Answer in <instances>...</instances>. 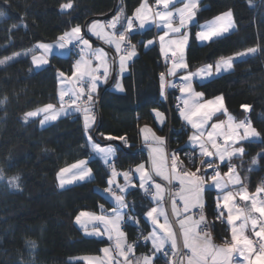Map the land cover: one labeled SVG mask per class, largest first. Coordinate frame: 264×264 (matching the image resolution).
Here are the masks:
<instances>
[{
    "label": "trees",
    "instance_id": "1",
    "mask_svg": "<svg viewBox=\"0 0 264 264\" xmlns=\"http://www.w3.org/2000/svg\"><path fill=\"white\" fill-rule=\"evenodd\" d=\"M120 1L126 20L141 4V0ZM66 2L0 0V12L6 16L0 21V58L30 49L35 43L54 42L71 28L82 26L91 17L107 15L114 8V0H74V7L64 13L60 5ZM229 9L233 11L236 30L199 44L195 37L199 24ZM191 34L186 55L191 72L214 64L220 57L258 46L255 54L235 58L230 73L197 86V90L205 99L223 96L228 112L238 118L246 112L242 105H251L252 125L264 138V0H203ZM143 35L146 42L154 39L152 30ZM138 38L139 34L132 36L133 41ZM144 43L137 46L138 57L129 65L124 78L125 91L116 93L111 88L101 100L97 137L104 141L109 135L127 137V144L122 142L123 149L116 147L113 168L118 171L146 161L144 152L133 153L143 145L141 129L145 126L158 129L153 111L165 110L160 101V52L157 45L146 49ZM73 59L55 55L40 71L33 69L29 59L0 68V169L5 177L0 180V264H83L72 259L98 254L106 244L104 240L84 237L74 225L80 212L98 211L100 205L107 203L99 190L108 187L111 177L110 170L92 157L81 116L69 115L47 127H41L39 119H23L26 112L58 102V71L72 74ZM102 90L103 87L96 106ZM173 114L177 129L174 133L178 136L173 144L179 147L186 143L187 137L178 131L180 123ZM96 128L97 125L92 133ZM241 146L245 151L234 158L236 170L244 185L256 191L264 178V157H258L256 165L251 161L264 152V139L246 141ZM183 151L180 149L178 153ZM87 159L94 179L59 191L56 178L60 169ZM12 176L20 177L19 188L8 184ZM216 193L213 189L206 190L205 208L213 221L215 241L223 243L229 240V231L227 224L217 219ZM128 198L134 200V210L148 231L143 215L152 207L150 200L138 189L130 191ZM126 230L130 240L133 239V228ZM31 242H35V248Z\"/></svg>",
    "mask_w": 264,
    "mask_h": 264
},
{
    "label": "snow or ice",
    "instance_id": "2",
    "mask_svg": "<svg viewBox=\"0 0 264 264\" xmlns=\"http://www.w3.org/2000/svg\"><path fill=\"white\" fill-rule=\"evenodd\" d=\"M7 2V0H5ZM251 2V0H250ZM155 3L157 6L162 5L163 10H157L154 13V16L158 18L162 23L163 27L168 29L171 33L179 34L180 39H174L170 40L171 45H175V49L172 51V56L168 57L167 53L165 52L164 42H165V36L169 35V32H164L163 35L159 37L160 44H161V51L165 53L166 60L172 59L173 57H177V53H179L178 59H172V66L167 70L166 73L162 72L160 73L159 79H160V90L161 95H164V90L166 87V77L167 76H175L177 75V69H184L187 70L188 65L185 62L184 57V48L188 41V35L186 32H183L182 29H184L189 21L193 19L195 16V9L198 7V0H155ZM180 3L182 4V7L175 8V4ZM170 6L174 10H169ZM74 7V0H67L66 3H62L60 5V8L62 11H66L69 9H72ZM123 10H121L122 12ZM151 9L147 4V0H141V4L139 7H137L132 17H128L126 20V26L121 25V31H119L118 36L116 34V27L117 24L120 23V14H118L116 17L113 18L112 21L108 22V27L113 29L114 31L111 34H103V26L99 24L98 21H94L91 25L87 26L88 31L91 32L93 35L97 36V38L104 40L106 44L109 46H115V51L117 54L121 53V45H130V48H125L126 55H120L119 60V66L120 71L123 72L125 70V61L130 60L133 56L136 55L135 51V45L130 44V35L134 28V22L135 20H139V27L144 28L145 24L149 22V16L148 12H150ZM4 13L0 12V17H2ZM233 13L231 10H228L227 12H224L217 17L214 18L213 21L209 22L207 25L202 26L204 30L197 32L196 36L199 40H212L214 37H219L223 35L224 33L229 32L231 28L234 27L233 24ZM178 18L179 24L178 26H173L174 22ZM159 26V25H158ZM13 27H17V25H13ZM100 28L98 31L97 29ZM73 41L81 42L85 47L90 48L89 40L84 39V37L81 35V27L79 25L71 28L70 31L64 32L60 36L57 37L55 45L48 44V43H39L36 45L37 48L43 50V55L41 56H32V63L36 66L48 64V55L52 52V49L54 47H59L60 49H65L68 44L72 43ZM153 43L152 40H149L147 42L148 45H151ZM147 46V45H146ZM31 51V50H29ZM83 51V50H82ZM258 51V46L251 47L246 50V52L236 53L234 56L229 57H220L215 64H209L206 65L200 69H197L195 72H188L187 75H184L181 77V80L183 81V84L180 86V91L186 92L188 91L191 95H194L195 97H202L203 93L199 92H193L191 88V82L196 77H211L213 75V72L220 73L221 71H228L233 67V62L236 57H242L247 54H255ZM26 54V53H25ZM21 55V53H13L12 56L4 57L3 59H0V65L6 64L7 61L13 60L15 57ZM90 55L96 56V58L100 61V65L96 68L90 67V61H85L83 57H81L80 60H77L74 68L75 70L72 73V77L65 78V74L63 72L58 71V78L60 79L61 83L64 82V79L72 80L75 78V83H83V86L80 87L78 90L75 87L62 89L60 91V103H61V109L59 112H56L54 109V105L47 104L43 108H38L34 111L26 112L23 116V119L27 121L30 117H35L39 115L41 112L46 113L44 118L40 121L41 125L43 126L47 121L50 120H56L58 115L61 113L63 114H71V111L75 112H81L84 113V131L87 135L89 129L92 127V124L95 121L94 115H92V105L94 103L93 101V94L96 92L98 82L100 81L101 77H103L105 80L109 76V69L105 62V58L107 57V53L102 49H97L95 52L90 53ZM100 66H103V72L100 73ZM99 73V74H98ZM172 87H176L175 84L170 85ZM117 88H120L123 90L119 83L116 84ZM190 95V98H191ZM65 96H68L70 105H75L74 108H72L70 111H65L63 105H64V98ZM81 98H84L86 107L81 108L77 101ZM185 107H188V100L184 101ZM218 103L217 111L223 109V98L222 97H216L215 100H209L206 103H196L193 107L195 108V111L191 112V115H187L185 113L184 109H181L179 105L177 106L178 111L180 112V115L187 120L189 124H191L192 128L197 130V134L191 136L189 139L193 142V144H196L199 141V137L204 135V124L207 120H210L212 117L211 111H203L208 109L209 106ZM245 111H248L251 109V105H242ZM51 110V111H50ZM157 119H160L163 117V113H160L157 110H154ZM226 112V110H225ZM200 115L202 118L200 120V123H197L192 119V116ZM232 117L229 116V128L232 129L231 132L227 133L225 135V144L228 143V141H232L233 144L238 143L239 140H254V139H264L261 138V134L252 126L251 121H239L234 126L231 124ZM163 122L162 120L160 121ZM224 124L223 121H220L219 123H213L211 124V128L213 130L221 128V126ZM243 129V134L239 135L237 139V130ZM142 132L148 131L150 132L151 129L147 128L145 126L144 129H141ZM103 136L104 134L101 133ZM208 142H211V145L213 148L217 149L215 153L210 152L204 143H200V154L204 157H212V156H218L219 160L223 162L225 158L227 157L229 160L233 156L240 155L242 156L244 154V148L243 147H236L229 151V148H231V145H228V147H225L221 149L217 143L216 140L213 137V132H208ZM156 140L162 141L163 138L160 137H154ZM105 139L111 141V140H117L119 139L124 144H127V137L126 136H105ZM88 143L90 144L93 153L99 155L105 164H108L110 161V158L114 156L115 154V148H113L111 145L102 147L100 144L94 142L92 140V137L88 136ZM153 152L158 151L157 149H152ZM258 157H264V152L258 153L257 157H253L251 163L253 165H256L258 163ZM153 164L155 165V160H153ZM202 165H207V168L212 169L214 172V175L210 177L213 184L217 188L221 189H227L228 185L227 183L221 182L219 179L220 172L217 169L213 168V162L211 160L205 159L201 161ZM87 162L84 160L77 161L76 163H73L67 167L61 168L58 172L57 176L60 181L59 186L64 187L66 183H71L73 180H84L85 178L91 177V169L87 168ZM177 168V160L175 154H173L172 159V170L175 172ZM76 170L74 173H72V179L67 180L65 179L64 174L72 172V170ZM228 173H225V175L229 176V179L232 180V177L235 175V166L229 164L228 165ZM137 172L141 173V181H140V187L145 188L146 181L152 180V176L144 171V165H138L136 168ZM200 172V168L196 169V172H183V175L178 177L180 184L182 186V194L180 196V199L184 202V209L185 211H188L189 208H200V218L199 220H192V218L189 216L187 217V220L190 222L191 226L184 231V247L189 249L191 252V255L188 257V264H208V258L211 257L213 264H231V259L234 252H239L241 255H245V253H253L255 254V260H252L249 257H245L248 259V264H264V220H260L257 217H254L252 215L253 212L259 213L260 217H264V199H261L257 201V196L264 192V186H258L256 188V193L253 195H249L247 193L246 188L241 187V189L238 192L233 191H225L223 195V207L221 208V204L219 201L217 202V209L219 210L217 219H220L221 222H223V217L225 215V211L227 210V217L226 222L228 225L231 226V241L226 242L224 247L217 248L211 243V237L208 233H204L203 236H201L197 232V225H199L202 221H205V216L203 214V204L200 203V193L202 191V185L204 183L205 176H197V173ZM112 175L116 176L117 173L115 169L112 170ZM125 178L129 176L128 172L123 173ZM156 175L161 176L163 179H169V177L164 176L163 172L157 168ZM4 174L3 170L0 169V180H3ZM19 176H12L8 178V184L12 186L13 188H19ZM234 183H240L239 179L237 178ZM109 187L104 189L105 192H111L113 180H108ZM154 187L158 190L161 189V185L159 183L154 184ZM121 193L125 191L124 188L119 189ZM147 192V189H145ZM239 196L241 200H251V208L249 209L248 214L243 215V221L237 227L235 224V221L241 220L242 218V210L237 207L235 204L232 203L234 201L236 196ZM112 196L114 197L117 205L120 209L127 207V205L124 202V198L122 195H116L115 192H112ZM159 196V192L156 195H153V200H156ZM175 205L176 201H173V210L175 211ZM236 213L235 215L233 213ZM154 213H157V215H164L163 210H160L158 212L156 207L151 208L149 211H147L146 216L151 219L153 225H158V227L164 231L167 232V238L171 239L172 244L171 247L173 249L177 248V240L175 234L171 231V228L168 226V219L165 216V221L163 224H160L157 216H154ZM113 214L115 216V221L122 220L123 215H121V212L118 209H113ZM87 216L91 220H98L103 221L105 225L112 222L115 223V221L106 219L104 216H95L91 213H85L81 212L79 215L76 216L75 220L76 223L82 224V226H85L82 221L81 217ZM251 221V227L252 231L254 233L255 237H258L261 241L259 245V249L254 248V242L253 239L249 238L248 235L244 234L245 228L248 224V221ZM185 221H181V227H184ZM259 223V230L257 231V225ZM203 231V229H201ZM118 235L123 236V233L119 232L117 229ZM103 233L100 232L99 228H96V235H102ZM109 239H111V236H109ZM145 239H152L153 240V246L159 250L160 247L163 246V243L165 242L164 238L158 237L155 233V230L153 233H150L148 237H145ZM157 240H159V243H157ZM122 241L117 242L116 249L119 250V254L121 256H125L127 259V253L132 252V246H127L126 249L121 248ZM31 246L35 248V242H31ZM103 252L107 254L109 252V249L105 248L103 249ZM89 259V258H85ZM89 264H91V260L89 259ZM136 264H151V257L149 256H143L139 260L136 261Z\"/></svg>",
    "mask_w": 264,
    "mask_h": 264
},
{
    "label": "crops",
    "instance_id": "3",
    "mask_svg": "<svg viewBox=\"0 0 264 264\" xmlns=\"http://www.w3.org/2000/svg\"><path fill=\"white\" fill-rule=\"evenodd\" d=\"M152 2H155V0H152ZM201 2H202V0H198L197 9L199 8ZM147 3H148V6L150 7V9H152V5H151L152 3H150V0H147ZM179 4L180 3H176L175 5H179ZM180 6H182V5H180ZM197 9H195V14H196ZM147 14L149 16V22L145 24L144 28H140L139 27V23H140L139 20H135L134 26L136 24L137 27L133 28L132 33L129 34L130 35V42H133L132 36L134 34H144L145 32H147L149 30H153V28L155 27V23H153L151 21L152 11L148 12ZM157 20H158L157 22H158V25H159V34H158L157 38H154L152 40L153 43L151 45H148L147 44L148 41H147L146 43H144V47L147 49V48H149V47H151L153 45H157V47L159 49V52H160V55L162 56V58H165V53L161 51V44H160L159 37L161 36L160 35L161 32L166 30V31L169 32V35L165 36V42H164L165 52L167 53V56H170V55L172 56V51L175 49V45H171L169 42H170V40L179 39V38H176V36H178L179 34L171 33L168 29L163 27V23L158 18H157ZM98 22H99L100 25L105 27L111 33L114 31L113 29H110L108 27V22H103V21H98ZM195 22H196V15L193 17V19L191 21H189L187 23L186 27L184 29H182V31L186 32L189 29V27L191 28V26ZM174 24L175 25H173V26H176V24H179V23H174ZM121 25L126 26V19H121L120 23L117 24V27H116V30H115L117 36H118L119 31L122 30L121 29ZM205 25L206 24L201 25L200 29L197 32H200V31L204 30L202 28V26H205ZM97 30L99 31L100 28H98ZM81 34H82V27H81ZM225 34H227V33H224L223 35H225ZM102 35H103V33H102ZM223 35H221V36H223ZM90 36L92 38L102 42L106 46L112 48V50L114 51V53H115V55L117 57L118 73H120L121 72L120 71V66H119L120 56L116 53L115 46L114 45L113 46H109L108 44H106L104 42V40L97 38V36L93 35L91 32H90ZM221 36H219V37H221ZM216 38H218V37H214L213 39H216ZM189 40L190 39H188L187 42H189ZM197 40H198L199 44H201V45L206 44L207 42L211 41V40H199V39H197ZM89 43H90V48L89 47H84L85 48V52H84L83 56H81V57H83V59L85 61H90L91 62L90 63V67L91 68H96L97 66L100 65V61L96 58V56L90 55V53L95 52L97 49H100V47H98L96 44H93L92 42H89ZM121 49H122L121 51L124 53L123 44L121 45ZM135 51H138L137 50V46L135 47ZM81 57H79L77 60H80ZM137 57H138V54L133 56L131 58L132 61L134 59H136ZM178 57H179V53H177V57H174V58L178 59ZM77 60H75V63H76ZM130 60H126L125 61V70L123 72H121V74L123 76L128 74V72H129V65L132 62V61L130 62ZM105 62H106L107 66H108V69H109V76L107 77L106 80L103 77H101L100 81L98 82L96 92L93 94L94 103L92 105V110L95 109L97 96L99 95L101 88L102 87L104 88V86L107 84V82L109 80V77H110V74H111V71H112V63L110 61V55L109 54L105 58ZM75 63H74V65H75ZM161 64H162V61H161ZM171 66H172V62L169 63L167 69H169ZM232 69H233V67L231 69H229L228 71H221L220 73H215V71H214L213 75L211 77H207V76L196 77L192 81L199 82V83L200 82L204 83V82H206V81H208V80H210L212 78H215L217 76H220V75H223V74H227V73L231 72ZM74 70H75V68L73 66V71ZM180 70H182V69H180ZM102 72H103V66H100V73H102ZM180 73L181 72L177 69V75H175V77L180 76ZM68 77H72V74L68 75ZM170 77L172 78V76H170ZM65 78H67V77H65ZM170 83H172V82H170ZM82 86H83L82 82L81 83H75V78H73L72 80L64 79L63 83H61V81H59V94H60V91L62 89L75 87L78 90ZM120 86H121V88L123 90H121L120 88H117L115 90L116 93H123L125 91V89L123 88L124 86H122V84H120ZM187 92L188 91H186L184 93L187 94ZM163 96H162V98H163ZM82 99L83 98H81L80 100H82ZM80 100H78L77 103ZM58 102H59V104L56 107H54L56 112H59L60 109H61L60 95L58 97ZM86 106L87 105L85 104L84 107H86ZM74 107L75 106L68 107V108L64 107V109L67 112V111H70ZM225 110H226V112H225ZM157 111H159V110H157ZM159 112L163 113V117L162 118L157 119L155 112H154V115H155L158 127L162 128V127H164L167 118H166V115H165L164 112H162V111H159ZM212 113L213 114H212L211 119L209 120L208 125L206 127L204 126V129H203L204 135L199 137V141L196 144L192 145V146L189 145V141H190L189 138L191 137V134H190V136L188 138V141L186 142V146L190 147V148H193V149H196L200 156H201V154H200L201 150H200V147H199L200 143H204L205 146H206V144H209V146L212 148V150H210L209 148H207V149L210 152L215 153L217 151V149L212 147L211 142H208L207 133L208 132H212V130H213L211 128V124L219 123L220 121H223L224 124L221 126V128L215 129V133H213V137L216 140L217 145L221 149H223L225 147H228V145H231V148H229V151H231L232 149H234L236 147H242L241 144L243 142L259 140V139L239 140L238 143H235V144H233L232 141L230 140V141H228L227 144L220 145L218 143L219 138H221V139H223L225 141V135L232 131V129L229 128V123H230L229 116L233 118L232 121H231V124L233 126L236 123H238L239 121H242V120H238L234 115L229 114V112L227 110V107H226V104H225V107H223V109H221L219 111H217L216 109H213ZM45 115H46V113L41 112L39 115H37L35 117H31V118L32 119H37L38 118L41 121L44 118ZM69 115H79V116H81L82 121H83V125H84V113H83V111H81V112L71 111V114H63V113H61L60 115H58L56 120L61 119V118L66 117V116H69ZM179 117H180V119L183 122H187V120H185L180 114H179ZM56 120H54V121L52 120V122H55ZM161 120L163 121L162 123L160 122ZM96 125H97V121L95 120L94 123L92 124V127L89 129L88 132H92V130L96 127ZM217 130H218V133L216 132ZM193 132H195L197 134V130L194 129V128H192V133ZM242 134H243V129H238L237 130V139H238L239 135H242ZM86 136L88 137V133H87ZM216 136H218V138ZM154 137H160V138H163V139H162V141H160V140H156ZM142 141H143V145L142 146L151 155V163H148V161H144V162H142V163H140L138 165H141V164L144 165V171L148 172L152 176V180L146 181L145 188H141L140 187L141 173L136 171V168L138 166V165H136V166H134V168H132V174L130 176H128L127 179L125 180L126 182H124L125 187H123V188L125 189V191L123 193H121L120 190H119V193H116V195H122L123 198H124V202L126 204V200L128 198V194H129L130 191L138 189L140 192L144 193L147 186H151L153 188L152 196L149 198V200H150V202L152 204L151 208L156 207L158 212H160V210H163V213H164V215H157V213H154V216H157V219H158L160 224H163L164 221H165V216L167 217L168 226L171 228V231L176 236L177 248L173 249L171 247L172 241H171V239L167 238V232L162 230V229H160L158 227V225H153L151 219L146 216L147 212L143 215V219H144L145 224L147 225L149 234L153 233V231L155 230V233H156V235L158 237L164 238L165 242L163 243V246L160 247L159 250H162V249H165V248L169 249L171 251V253H172L169 262H170V264H175V260L178 257L179 252H187L188 253V257L191 255L190 250L184 247V236H183V234H184L185 229H187V228H189L191 226L190 222L187 220V217L190 216L192 218V220H199V218H197V217H195L193 215L194 210L196 208H198V207L189 208L188 211H185V209H184V202H183V200L180 199V196L182 194V186H181L180 181L178 179V177L183 175V173H181V172H174L173 175L171 176V179L173 180L175 185L178 186V190L173 191L171 193V196H170L169 200H167V187H166V184H168L170 178L169 179H163L161 176H157L156 175V170L158 168V169H160L163 172L164 176L169 177L168 174H167V167H166V162H165L166 161V157L164 159V149H165L164 137L161 134L157 133L155 130H153V132L146 131V136L144 134H142ZM90 148H91V146H90ZM152 149H157L158 151L153 152ZM91 151H92V148H91ZM116 153L117 152L115 151V155H116ZM92 154H93L92 155L93 158L99 160V162L102 165L106 166L104 161H102L100 159L99 155L93 153V151H92ZM239 156L240 155L233 156L231 158V160H229L226 157L223 162H221L219 160L218 156H212V157L201 156V157H202L203 160L208 159V160H211V161H215L216 164H218V165H226L228 162L232 161L234 158L239 157ZM115 157L116 156L111 157L110 160H112V159L114 160ZM153 160H155V165L153 164ZM84 161L87 162V165H86L87 168L91 169V167L89 165V161L90 160L87 159V160H84ZM109 163H110V161H109ZM200 170H202V171L197 173V176H201V175L205 176L204 183L202 185V191L200 193V203H202L203 206L205 205V202H206L205 201V192L208 189H213V190H215L217 192L216 193V206H217V202L219 201V203L221 204V208L223 207V195H224L225 191L230 190V191H233V192H238L241 189V187H244V188H246L247 193L249 195H253V194L256 193V191H251L246 185H244L243 178L240 175V173L236 170V168H235V175L232 177V180L229 179L228 175H225V173H228L229 169L225 170L223 174H220L219 179L221 180L222 184L223 183H227V185H228L227 189L217 188L213 184L212 180L210 179V177L212 175H214L213 173H210L208 170L203 169V168L200 169ZM75 171L76 170L73 169L72 172L64 174L65 179L71 180L72 179V173H74ZM124 177L125 176L121 177L120 179L123 180ZM237 178L240 181V183H238V184L233 182ZM93 179H94V173H93V171L91 169V177L90 178H85L84 180H73L71 183H66L64 185V187H61V189L65 190V189H67L69 187H72L74 185L81 184V183L88 182V181H92ZM58 182L60 184L59 179H58ZM156 183H159L161 185V189L160 190H158V189H156L154 187V184H156ZM113 186H117V185H112V187ZM108 187H109V185H108ZM118 188L120 189V187H118ZM99 192H101L104 195L107 203L100 205L98 211H83V212L91 213V214H93L95 216H104L106 219H109V220H112V221H115V216L113 214V209H118L121 212V215H123V211L126 209V207L120 209L119 206L117 205L114 197L112 196L111 192H105L104 189L99 190ZM158 192H159V196L157 197L156 200H153V195H156ZM263 194H264V192L260 193L257 196V201L263 199ZM238 199L241 200L240 197L237 195L235 197L234 201H232L233 204H235L237 207H239L242 210V218H241V220L235 221V224L237 225V227H239V225L242 223L243 215L248 214L249 209L251 208V200H247V201L241 200V203L238 204V202H237ZM173 201H176L175 211L173 210ZM224 211H225V215H224V217L222 219L227 224V222H226L227 210H224ZM233 214L235 215L236 213L234 212ZM252 215L254 217H257V215H260V214L253 212ZM123 218H124V215H123ZM182 220L185 221L183 228L181 227V221ZM81 221H82V223L84 225H86V227L82 226V224H78V223H77V225L83 230V236L84 237L91 238V239H97V240H104L106 242V244L101 248V250H100V252L98 254L78 256V257L73 258L72 261H74V262L80 261L83 264H89V259H90L91 260V264H136L137 260H139L143 256L147 255L146 253H144L142 251L128 252L127 253V259H126L125 256H121L119 254V250L116 249V244H117L118 240L122 241L121 248H123V249H125V247L128 245V243L130 241V236H129L127 230L123 229L121 227L123 219L115 221V223L110 222L107 225H105V223L103 221L91 220L87 216L81 217ZM227 227H228V231H229V240L227 242H230L231 241V226L227 224ZM96 228H99L100 232L103 233V234L102 235H96ZM117 229L119 230V232L123 233L122 237L118 235ZM199 229H200V224L197 225V232L201 236H203L204 234H202ZM256 230L257 231L259 230V226L258 225H257ZM244 234L248 235L249 238H251V239L253 238L256 241H259L261 243L260 239L258 237L254 236L250 220L248 221V224H247V226L245 228ZM109 236H111V239H109ZM149 243H150V246L155 251H159L153 246V240L152 239H149ZM157 243H159V240H157ZM211 243L214 246H216L217 248H220V247H224L226 242L217 243L215 240H213L211 238ZM105 248L109 249V252L107 254H105L103 252V249H105ZM147 256H149V255H147ZM246 256L251 258L252 260H255V254H253V253H245V255H241L239 252H234L233 256H232V259H231V264H248V259L245 258ZM85 258H89V259H85ZM151 264H152V259H151ZM178 264H188V258H187V260L179 261ZM208 264H213V261H212L211 257L208 258Z\"/></svg>",
    "mask_w": 264,
    "mask_h": 264
},
{
    "label": "rangeland",
    "instance_id": "4",
    "mask_svg": "<svg viewBox=\"0 0 264 264\" xmlns=\"http://www.w3.org/2000/svg\"><path fill=\"white\" fill-rule=\"evenodd\" d=\"M203 1V0H202ZM148 4V3H147ZM150 5V4H149ZM180 5H182V4H179V5H175V8H178ZM172 6H170V9L169 10H174L173 8H171ZM180 7H182V6H180ZM67 11V10H66ZM196 15V14H195ZM215 18V17H214ZM214 18H212L211 20H208V21H205V22H202V23H200L199 24V27H198V30L200 29V27H201V25H204V24H208V22H211L212 20H214ZM233 18V17H232ZM2 19H4L3 18V16L2 17H0V21L2 20ZM113 20V18H111L110 19V21H112ZM233 20V19H232ZM151 21L154 23V16H153V13H152V17H151ZM103 22H105V21H103ZM233 24H235L234 22H233ZM175 25V24H174ZM178 24H176V26H177ZM232 29H235V25H234V27L233 28H231V30H229V32H227V33H230V32H232L233 30ZM197 30V31H198ZM70 31V30H69ZM164 32H166V30H164L163 32H161V34L160 35H163L164 34ZM102 33L103 34H111V32L110 31H108L105 27H103V31H102ZM186 33H187V35H188V39H190V37H191V28L189 27V29L186 31ZM224 36V35H223ZM195 37H196V35H195ZM176 38H179L180 39V36L178 35V36H176ZM218 38H220V37H218ZM196 39H197V37H196ZM217 39V38H216ZM214 40V39H213ZM198 41V40H197ZM212 41V40H211ZM143 42V41H142ZM189 42H190V40H189ZM189 42H187L188 44H189ZM41 43H47V42H41ZM55 43H56V41H54V42H49L48 44H53V45H55ZM199 43V42H198ZM207 43H209V42H207ZM206 43V44H207ZM39 44V43H38ZM188 44H186L185 45V48H184V57H185V62L187 63V57H186V55H187V47H188ZM204 45V44H203ZM35 48H36V51H21V52H19V53H21V55H19V56H17V57H15L13 60H10V61H7L6 62V64H4V65H0V67H2V66H5V65H7V64H9V63H11V62H13V61H15V60H17L18 58H21L22 56H24L25 55V53H31V58H32V56L33 55H36V56H41V55H43V50L42 49H39V48H37L36 47V45H35ZM159 50V49H158ZM68 47H66L65 49H60L59 47H54L53 49H52V52L48 55V64H44V65H40V66H36V65H34V67H35V69L36 70H39V69H42V68H44V67H46V66H48L49 64H50V60H51V58L54 56V55H58V56H61V57H63V56H65V54H68ZM115 54V53H114ZM138 54V51H136V55ZM119 56L120 55H126V53H123L122 51H121V53L120 54H118ZM168 57H171V55L170 56H168ZM172 59H175L174 57L172 58ZM172 59H168V60H166V57L163 59V61L165 62V63H163V61H162V70L161 71H163L164 72V70H165V73L167 72V68L165 67V65H167V64H169V63H171L172 62ZM132 61V59L130 60V62ZM215 64V63H214ZM207 65H209V64H207ZM204 66H206V65H204ZM204 66H202V67H204ZM202 67H200V68H202ZM171 68V67H170ZM200 68H198V69H200ZM181 73H180V76H178V77H175V76H172V78L170 77V76H168L167 77V80H166V85L167 84H169L170 82H172L171 83V85L172 84H175L176 85V87H170V92H164V96H163V98H162V95H160V101H161V103H162V105L164 106V108H165V110H163V109H155V110H159V111H162V112H164L165 113V115H166V123H165V125H164V127H162V128H160V127H158V125H157V122H156V118H155V115H154V112L155 111H153V116H154V120H155V122H156V126L158 127V129H154L153 127H149V126H147V128H149V129H151V131L150 132H153V130H155L157 133H159V134H161L163 137H164V143H165V149H164V159H165V157H166V167H167V174H168V176H169V178H170V180H169V182H168V184H166V187H167V200H169V198H170V196H171V193L173 192V191H176V190H178V186L177 185H175V183L173 182V180L171 179V176L173 175V173H174V171L172 170V168H170V161L173 159V157H172V159H171V156H169V154L168 153H174L175 154V156H176V160H177V162L179 163V164H181V167H177L176 168V171L175 172H181V173H183V172H196V169L197 168H200V169H208L207 168V165H202L201 164V161L203 160L202 159V157L201 156H199V154L197 153V150L196 149H193V148H190V147H187L186 146V143L184 144V145H181V146H176V145H174L173 143L175 142V138H177L178 136H176L175 135V131L177 130L175 127L174 128H171V126L168 124L169 122H168V119L169 118H171L174 114L173 113H175L176 115H177V118H179V123H180V127H179V130L178 131H180V133H182V134H184V135H186V137H187V141H188V138H189V136H190V134H191V136H193V135H195L196 133L195 132H193L192 133V127H191V125L190 124H188L187 122H183L181 119H180V117H179V112H178V110H176L175 108H174V106H172V103H175L176 102V100H179V99H181L182 101H185V100H188V107H183L184 108V110H185V113L187 114V115H191V112L192 111H195V108L193 107L197 102L198 103H201V104H203V103H206L207 101H209V100H215V98H211V99H205V97H204V94H203V96L202 97H195L194 95H191L189 92H187V94L186 93H182L181 91H180V86L183 84V81L181 80V77L182 76H184V75H187V73L188 72H191V71H188V68H187V70H185L184 71V69H182V70H180V69H178ZM196 71V70H195ZM195 71H192V72H195ZM64 73V72H63ZM230 73V72H229ZM224 75V74H223ZM221 76V75H220ZM65 77H68V75L66 76L65 75ZM217 77H219V76H217ZM216 78V77H215ZM212 79H214V78H212ZM212 79H210V80H212ZM210 80H208V81H210ZM208 81H206V82H208ZM206 82H204V83H206ZM117 83H119V84H122V86H124V83H123V75L121 74V72L118 74V77H117V79H116V81H115V83H114V85L112 86V90L113 91H115L116 89H117V87H116V84ZM204 83H199V82H195V81H192L191 82V88H192V90H193V92H199V93H202L201 91H198L197 90V86H199V85H201V84H204ZM124 89H125V87H123ZM116 92V91H115ZM190 95H191V98H190ZM217 97H222L223 98V107H225V101H224V97L223 96H217ZM67 99H68V96H66L65 98H64V107H72V106H75V105H70V102H66L67 101ZM170 99V100H169ZM97 100V99H96ZM98 103H99V101H98ZM81 108H84V105L86 104L85 103V100H84V98L82 99V100H80L78 103H77ZM217 107H218V103H216V104H213V105H211V106H209V108L208 109H205V110H201V112H203V111H213V109H217ZM41 108H43V107H41ZM174 108V109H173ZM182 108V109H183ZM95 110H97L98 111V106H96L95 107V109L94 110H92V115H93V112L95 111ZM172 111H174V112H172ZM229 114H231V113H229ZM235 116V115H234ZM236 117V116H235ZM201 116L200 115H197V116H192V119L194 120V121H196L197 123H200V120H201ZM238 120H243V121H251V119H250V115H249V110L248 111H246L244 114H243V116L241 117V118H238V117H236ZM38 119V118H37ZM33 120H35V119H33ZM95 120L97 121V127H98V119H96L95 118ZM51 123H53L52 122V120H50V121H47L42 127H47L48 125H50ZM208 123H209V120H207L206 122H205V124H204V126L206 127L207 125H208ZM251 124H252V122H251ZM253 126V125H252ZM254 127V126H253ZM145 128V127H144ZM143 128V129H144ZM97 129V128H96ZM153 129V130H152ZM164 129V132L162 133L161 131ZM96 131V130H95ZM212 132L213 133H215V130H212ZM217 133H218V130L216 131ZM95 134V132L94 133H92V132H88V136L90 135L91 137H92V140L94 141V142H96V143H98V142H102V144H100L102 147H104V146H108L106 143H108V142H110L109 140H107V141H104V140H101V139H99L98 137H97V135H96V139H97V141H96V139L93 137V136H95L94 135ZM142 134H144L145 136H146V131L145 132H142L141 131V135ZM218 135V134H217ZM203 136V135H202ZM217 138H218V136H216ZM118 140V139H117ZM173 140H174V142H173ZM111 141H113V140H111ZM118 141H120V140H118ZM186 141V142H187ZM121 142V141H120ZM218 143L220 144V145H224L225 144V141L223 140V139H221V138H219V140H218ZM99 144V143H98ZM121 144L123 145V143L121 142ZM189 145H194L193 144V142L192 141H189ZM118 147L117 145H113L112 147L113 148H115V147ZM206 148H209L210 150H212V148L209 146V144H206ZM180 149H182V150H184L182 153H178V151H180ZM127 150V149H126ZM187 150H189V151H191L192 153H193V151L195 152L196 151V153H197V156H198V162H197V164L195 165V163L192 161V160H188V159H186L187 157L186 156H184V153L187 151ZM137 151H140V152H144L146 155H147V159H146V161H148V163H151V155L148 153V151L142 146L140 149H138V150H136V151H133V153H137ZM114 156H116L115 154H114ZM114 156H112V157H114ZM173 156V155H172ZM178 158V159H177ZM100 159L103 161V159L100 157ZM113 161V159L112 160H110V162H112ZM184 163V165L186 164V167L184 168V166H183V164L182 163ZM213 162V167H218V164H216V162L215 161H212ZM172 163V162H171ZM229 164H231V165H233V166H235V163H234V159L232 160V161H230V163L228 162V164L227 165H221V169L219 170V172H220V174H223L224 173V171L225 170H228V165ZM132 168H134V167H132ZM132 168H128L127 170H125V171H118L116 168H114L115 169V171H116V173H117V175L116 176H113L112 175V170H113V168H111V170H110V173H111V177H110V179H112L113 180V185H117V186H113L112 187V190H111V193L112 192H115V193H119V188L118 187H120V188H123V187H125V184H124V182H126L125 180H126V178L124 177L123 178V180L122 179H120L121 177H123L124 175H123V173H125V172H128L129 173V176H130V174L132 173ZM235 168H236V166H235ZM202 170H200V172H201ZM214 174V173H213ZM262 186H264V179H263V181H262ZM146 189H147V192L145 191L144 193H142V192H140L141 193V195L144 197V198H146V199H149L151 196H152V193H153V188L151 187V186H147L146 187ZM148 193H149V195H148ZM241 200H237V202L239 203ZM133 202H134V200H131V198H127V200H126V204H127V207H126V209L123 211V215H125V212H126V210L127 209H129L131 212H133L136 216H137V218H138V220H139V224L141 225V226H143V228H145L146 229V227L144 226V224L142 223V221H141V217L136 213V211L134 210V207H133ZM240 204V203H239ZM199 208V207H198ZM198 208H196V209H198ZM205 208V205L203 206V209ZM196 209L194 210V212H193V215L195 216V217H197V218H200V214H196L195 213V211H196ZM217 209L215 208V211H216ZM205 214V213H204ZM205 216H206V214H205ZM123 222H124V219H123V221H122V224H123ZM122 224H121V227H122ZM259 226V225H258ZM127 227H131V228H133V230H135V228L133 227V225L131 224V226L129 225V226H127ZM126 227V228H127ZM123 228V227H122ZM126 228H123V229H126ZM145 231H147V229L145 230ZM146 234H147V237L149 236L148 234V231L146 232ZM130 242V241H129ZM253 242L255 243V242H259V241H256L255 239H253ZM260 243V242H259ZM128 245H129V243H128ZM127 245V246H128ZM126 246V247H127ZM126 247H125V249H126ZM152 248V247H151ZM140 249H144V253H146L147 255H148V252H149V250H148V248H142V247H140L139 248V250ZM153 249V248H152ZM162 250H168L169 251V249H167V248H165V249H162ZM161 250H159V251H157V252H160ZM171 251H170V256H168V258H167V261L169 262L170 261V258H171ZM185 254V255H184ZM180 258H179V261H183V260H187V258H188V254H187V252H182V255L181 256H179ZM152 259V264L154 263V260H153V258H151ZM170 263V262H169Z\"/></svg>",
    "mask_w": 264,
    "mask_h": 264
},
{
    "label": "bare ground",
    "instance_id": "5",
    "mask_svg": "<svg viewBox=\"0 0 264 264\" xmlns=\"http://www.w3.org/2000/svg\"><path fill=\"white\" fill-rule=\"evenodd\" d=\"M121 1L120 0H118V11L116 12V14L114 15V17H116L118 14H120V20L121 19H124V15H125V11L123 10L122 12H121V10H120V7H121ZM200 5H201V3H200ZM114 7H115V0H114ZM159 7L161 8V9H163V6L162 5H159ZM114 9V8H113ZM71 9H69V10H67V11H63L64 13H67V12H69ZM229 10H231V9H229ZM62 11V10H61ZM113 11V10H112ZM111 11V12H112ZM151 11H152V13H153V16H154V10H153V7H152V9H151ZM228 11V10H227ZM227 11H225V12H227ZM232 11V10H231ZM110 12V13H111ZM224 13V12H223ZM232 13H233V11H232ZM222 14V13H221ZM6 16H5V14L3 15V18H5ZM114 17H112V18H114ZM92 18V17H91ZM90 19V18H89ZM233 22L235 23V19H234V15H233ZM157 18L154 16V23H155V25H157ZM176 23H179V20L176 22ZM85 24V23H84ZM84 24L82 25V26H80V27H82V36L84 37V39H87V40H89L87 37H88V35L90 36V32L88 31V27L87 28H84ZM91 24V23H90ZM89 24V25H90ZM88 25V26H89ZM235 25V29H232L233 31L232 32H230V33H233L235 30H236V24H234ZM111 29V28H110ZM230 33H227V34H225V35H228V34H230ZM155 35H157L156 33H154L153 32V36L155 37ZM224 35V36H225ZM140 36H142V41L143 42H139L138 43V45L139 44H143L144 42L146 43V41H145V38H144V35L143 34H139V37ZM221 37H223V36H221ZM90 38H91V36H90ZM76 42H78V41H76ZM89 42H91L90 40H89ZM39 43H41V42H39ZM73 43H75V42H73ZM102 43V42H101ZM38 43H35L30 49H27V50H23V51H29V50H31V51H36V48H35V45H37ZM78 45L79 46H77V47H74L73 46V48L72 49H70V46L71 45H68L67 47H68V54H66L65 56H63L64 58H74L75 60H77L79 57H81V54H74V53H79V52H82V50L83 51H85V46L81 43V42H78ZM98 47H100V48H103V47H101V46H98ZM110 48V47H109ZM112 49V48H111ZM103 50H105L106 52H107V50L105 49V48H103ZM19 52H21V51H19ZM19 52H17V53H19ZM70 52H74L73 53V55H71L70 54ZM108 53V52H107ZM109 54V53H108ZM10 56H12V55H10ZM55 56V55H54ZM7 57V56H6ZM4 58V57H3ZM3 58H0V59H3ZM236 58H241V57H236ZM22 59H29L30 61H31V63H32V58H31V53H26L24 56H22L21 58H18L17 60H22ZM73 59V60H74ZM115 59H116V63H117V57H116V55H115ZM163 59L164 58H162V56L160 55V60L161 61H163ZM17 60H15V61H17ZM15 61H13V62H15ZM110 61H111V63H112V59L110 58ZM134 61V60H133ZM132 61V62H133ZM13 62H11V63H13ZM131 62V63H132ZM130 63V64H131ZM163 63H165L164 61H163ZM10 64V63H9ZM8 65V64H7ZM32 65H33V69L35 70V71H40L41 69H39V70H36L35 69V67H34V64L32 63ZM168 65L169 64H167V65H165V67L167 68L168 67ZM6 66V65H5ZM2 67H4V66H2ZM2 67H0V68H2ZM45 68V67H44ZM43 69V68H42ZM163 71H161L160 73H162ZM129 73V72H128ZM160 73L158 74V77L160 76ZM164 73H165V70H164ZM66 76L67 75H70V74H66V73H64ZM118 67H117V72H116V79H117V77H118ZM111 75V74H110ZM128 74H126V75H124L123 76V83H124V78L127 76ZM168 77V76H167ZM167 77H166V79H167ZM160 80V79H159ZM59 81H60V79L58 78V84H59ZM171 85V83H169V84H167L166 85V87H165V90H164V92H170L171 90H170V86ZM112 88V87H111ZM110 88V89H111ZM160 95H161V90H160ZM57 97H59V87H58V92H57ZM170 100V99H169ZM52 105H54V107H56L58 104H59V102H57V103H51ZM173 104V103H172ZM179 112V111H178ZM179 114H180V112H179ZM93 115H94V117L96 118V119H98V117H99V111H97V110H95L94 112H93ZM250 115V114H249ZM177 116V115H176ZM64 118V117H63ZM28 120H33L31 117L28 119ZM178 120H179V118H178ZM168 124L171 126V128H174L175 126H174V118H173V116L171 117V118H169L168 119ZM41 125V124H40ZM41 127H42V125H41ZM84 135H85V139H86V141H87V143H88V137L86 136V134H85V131H84ZM94 137V136H93ZM95 138V137H94ZM96 139V138H95ZM96 141H97V139H96ZM99 144H102V142L100 141V142H98ZM88 146H89V148H90V145H89V143H88ZM111 146H113V145H111ZM115 147V146H114ZM119 147V146H118ZM121 148V147H120ZM115 149H116V147H115ZM123 149V148H122ZM90 150H91V148H90ZM92 152V151H91ZM116 152H117V150H116ZM180 153H182V152H180ZM93 155V154H92ZM116 155H117V153H116ZM200 156V155H199ZM230 163V162H229ZM228 164V163H227ZM226 164V165H227ZM104 168H106L107 170H111V168H113L114 166L112 165L111 167H109V164H106V166H104V165H102ZM125 171V170H124ZM122 172V171H121ZM132 174V173H131ZM130 174V175H131ZM264 179V178H263ZM56 180H57V183H56V186H57V189L59 190V191H63L62 189H61V187L59 186V182H58V176H57V178H56ZM263 199H264V194H263ZM239 204V203H238ZM216 209H217V206H216ZM203 211H204V213L206 214V220H207V222H208V225H207V227H202L203 226V224L205 223V222H201L200 223V232L202 233V234H204L205 232L206 233H208L209 235H210V237L213 239V240H215V236H214V231H213V221H212V219L210 218V216L208 215V213H207V211H206V208H204L203 209ZM218 212H219V210L217 209L216 211H215V213L218 215ZM257 216H259L260 217V215H257ZM263 218V217H262ZM74 225L76 226V228L81 232V234H83V230L77 225V223H76V220H74ZM201 229H203V231H201ZM253 239V238H252ZM148 246H150V245H148ZM151 247V246H150Z\"/></svg>",
    "mask_w": 264,
    "mask_h": 264
},
{
    "label": "built area",
    "instance_id": "6",
    "mask_svg": "<svg viewBox=\"0 0 264 264\" xmlns=\"http://www.w3.org/2000/svg\"><path fill=\"white\" fill-rule=\"evenodd\" d=\"M153 10H154V12H156L157 10H163V9H161L159 6H157V5H154L153 6ZM176 21H178V18L176 19ZM131 45H134V44H132V43H130ZM71 46H70V49H72L73 48V46L74 47H77V46H79L78 45V42H75V43H71L70 44ZM125 48H130V45H125L124 44V50H125ZM74 53V52H73ZM82 52H79V53H74V54H81ZM66 102H69V99H67V101ZM179 105V107L182 109L184 106H185V103H184V101H182L181 99H179V100H176V102L175 103H173L172 104V106H174V108L176 109V110H178L177 109V106ZM173 108V109H174ZM175 153V152H174ZM174 153H168L169 154V156H171V159H172V155L174 154ZM184 156H186L187 158L186 159H190V160H192L194 163H195V165L197 164V162H198V156H197V153H196V151L194 152L193 151V153L191 152V151H189V150H187L185 153H184ZM178 159V158H177ZM189 160V161H190ZM172 160L170 161V168H172ZM182 163V162H181ZM183 164V166H184V168L186 167V164L184 165V163H182ZM114 166V164L113 163H109V167H111V166ZM177 167H181V164H179L178 162H177ZM214 169H217L218 171L221 169L220 168V166H218V167H213ZM208 170H211V171H213L212 169H209L208 168ZM148 195H149V193H148ZM239 203H241V201L239 202ZM195 213L198 215V214H200V208H198V209H196V211H195ZM203 214H204V211H203ZM204 216H205V214H204ZM205 218H206V216H205ZM257 218H259L260 220H264V218H262V217H259V216H257ZM124 222H123V224H122V227L123 228H126L127 226H131V224L133 225V227L135 228V230H134V237H133V239H131L130 240V242H129V245L128 246H132V251H137V250H139V248L140 247H142V248H148V250H149V252H148V254H149V256L151 257V258H153V260H154V263L153 264H170L168 261H167V258H168V256H170V250L168 251V250H161L160 252H157V251H155L154 249H152L150 246H148V245H150V243H149V239H145V237H147V234H146V232L147 231H145L146 229L145 228H143V226H141L139 223V220H138V218H137V216L133 213V212H131L129 209H127L126 210V212H125V215H124ZM203 222H205L204 224H203V226L202 227H207V225H208V222H207V220L205 219V221H203ZM258 225H259V223H258ZM259 245H260V243L259 242H255L254 243V248L255 249H259ZM127 248V247H126ZM188 254V253H187ZM185 255V254H184Z\"/></svg>",
    "mask_w": 264,
    "mask_h": 264
},
{
    "label": "water",
    "instance_id": "7",
    "mask_svg": "<svg viewBox=\"0 0 264 264\" xmlns=\"http://www.w3.org/2000/svg\"><path fill=\"white\" fill-rule=\"evenodd\" d=\"M117 7H118V0H115V7H114V9H113V11H112L111 13H109V14H107V15H103V16H94V17L88 19V20L85 22V24H84V28H87V26H88L90 23L94 22V21H106V20H110L112 17H114V15L116 14V12L118 11V8H117ZM87 38H88L93 44H96L97 46H101V47L105 48V49L107 50V52L109 53L110 58L112 59V71H111V75H110V77H109V80H108L107 84L104 86V88H103V90H102L101 98H100L99 103H98V111H99L98 127H97V129H96V131H95V134H94V135H95L94 137H96V135L99 133L100 126H101L100 105H101L102 96L106 93L107 90H109V89L113 86V84H114V82H115V80H116L117 63H116V59H115L114 51H113L111 48H109V47L106 46L105 44L101 43L100 41H98V40H96V39H94V38H92V37L90 38L89 35H88ZM106 144H107V145H117V146L123 148V145H122L121 142L118 141V140H113V141H110V142H108V143H106ZM124 150H125V151H128V150H126L125 148H124ZM128 152H130V151H128ZM130 153H132V152H130ZM179 256H180V252H179L178 257H177L176 260H175V264H178V263H179V258H180Z\"/></svg>",
    "mask_w": 264,
    "mask_h": 264
}]
</instances>
